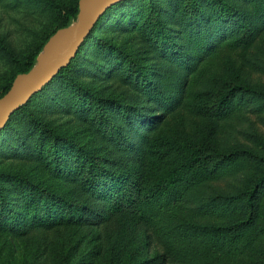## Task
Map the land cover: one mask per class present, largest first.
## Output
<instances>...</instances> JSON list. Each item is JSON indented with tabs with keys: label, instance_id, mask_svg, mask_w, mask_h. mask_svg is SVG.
Listing matches in <instances>:
<instances>
[{
	"label": "rangeland",
	"instance_id": "374dc122",
	"mask_svg": "<svg viewBox=\"0 0 264 264\" xmlns=\"http://www.w3.org/2000/svg\"><path fill=\"white\" fill-rule=\"evenodd\" d=\"M188 1L137 0L110 15L69 75L51 83L0 134V190L8 204L3 220L0 214V264H150L167 247L147 238L136 202L186 155L201 167L223 157L229 163L190 192L180 217L251 218L253 224L240 251L180 243L171 264H264V181L253 205L240 198L203 218L192 210L217 194L245 200L264 176V106L234 99L239 88L264 86L258 1L224 0L245 15L244 31L218 41L199 62L182 22L199 9L207 22L214 6ZM156 22L162 31L152 30ZM60 24L47 0H0V91ZM155 92L176 104L162 109L160 100L152 101ZM41 124L51 131L39 132Z\"/></svg>",
	"mask_w": 264,
	"mask_h": 264
},
{
	"label": "trees",
	"instance_id": "16d2710c",
	"mask_svg": "<svg viewBox=\"0 0 264 264\" xmlns=\"http://www.w3.org/2000/svg\"><path fill=\"white\" fill-rule=\"evenodd\" d=\"M47 1L51 4V6L57 8L61 24L51 33L47 34L43 41L25 57L22 67L12 78L9 79L3 90L0 91V97L8 92L18 74L29 72L37 64L38 55L43 51L45 44L49 42L51 36L55 35L61 29L67 28L79 19L80 0H74L69 5H62L54 0ZM133 1L137 0H122L107 9L87 36L79 48L77 55L71 60L70 64L61 68L49 83H47L40 91L36 92L27 103L19 107V109L12 114L5 127L0 130V134L7 129L13 118L19 112L26 109L29 102L46 90L51 83L59 77L69 75V72L84 52L87 43L95 38V31L97 28L103 24V22H105L110 15H117V13L122 10L124 6ZM204 1L208 5L214 6L213 13L210 11L207 12V22L201 19L204 18L201 17V12L203 13L205 9H199L197 13L191 16L186 15L182 22V31L186 34L188 42H192V44L195 45L192 51V57L196 58V62L203 59V52L212 50L218 41H227L229 39H233L236 35H241V32L244 31V26L246 25L245 15L241 10L233 7V4H229L224 0ZM257 1L258 2L255 5L256 15H258L262 22H264V0ZM190 3L197 4L198 0H192ZM152 6L153 5L150 7ZM195 8L196 7L194 6V10ZM151 28L155 32L162 31V25L159 22H156ZM164 37L166 38V33L164 34L161 32L159 34V39H162V42L165 41V39H163ZM200 42H202L201 46ZM180 53L183 54L184 52L182 51ZM250 57L251 56H249V60L253 63ZM134 72L142 74V71L137 67L134 68ZM142 81L144 83L145 78L139 77V82ZM146 84L147 83L145 82L143 85ZM153 98L160 100L159 104L163 107L162 109L171 108L177 102L176 98L165 97V95L160 92H155V95L152 97V101L154 100ZM234 99H236V102H256V107L260 108L261 106H264V86L253 87L252 85H248L242 89L239 88L234 95ZM225 100L226 98L223 99V101ZM227 102H229V100ZM123 112H125V114L127 112L126 107L124 108V106ZM128 117L129 116L127 115V119ZM142 118L143 117H141V119ZM44 130L49 129H47L46 124H41L39 132H45ZM54 153L57 154L56 149ZM85 159L88 162V159ZM228 163L229 161L223 157L222 159L216 161L214 166L207 168L201 167L200 165L197 166L194 159L188 155L182 156L174 165L161 172L156 177L154 182L142 191L141 199L136 202V209L138 210L141 221L143 222L147 238L152 240L157 238L167 247V252L155 257L150 261V264H171L173 257H178L174 251L178 248L180 243L182 244V247L187 245L190 246L197 242L199 244L203 243V245L210 244L213 248L232 247L236 251L241 250V245L239 246V243L249 233V229L251 227L250 224H253L250 220L251 218L247 221H240L237 217H233L222 222H209L199 221L193 218L192 220L188 219L185 215H183V217H180L179 215V211H181L191 199L190 192L195 187L201 185L210 178H214L217 175L215 172ZM92 165L93 163H90V166ZM98 167L99 166L95 164L94 168L91 169V173L96 170L100 171ZM97 180L99 182L101 181L100 176ZM262 181H264V176L261 177L251 189H249L245 200L240 196V194H217L208 198L205 202L197 204L195 209H192L194 211V217L203 218L205 216H209L211 212H214L216 206L229 204L240 198L242 199V204L247 203L248 205H253V200L258 191V186ZM100 184H102V182L98 185ZM40 194L44 195V193ZM45 198L47 200L48 197L45 196ZM45 198L43 200H45ZM6 206H8L7 200L5 199L4 193L0 190V214L2 216V220L4 219L3 207L7 208Z\"/></svg>",
	"mask_w": 264,
	"mask_h": 264
},
{
	"label": "water",
	"instance_id": "95a60500",
	"mask_svg": "<svg viewBox=\"0 0 264 264\" xmlns=\"http://www.w3.org/2000/svg\"><path fill=\"white\" fill-rule=\"evenodd\" d=\"M120 1L80 0L79 19L53 35L38 55L37 64L29 72L19 74L8 92L0 97V130L21 105L70 64L98 20Z\"/></svg>",
	"mask_w": 264,
	"mask_h": 264
}]
</instances>
